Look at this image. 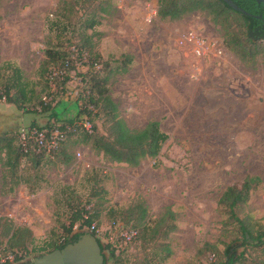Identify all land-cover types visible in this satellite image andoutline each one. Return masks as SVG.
I'll use <instances>...</instances> for the list:
<instances>
[{
	"label": "rangeland",
	"instance_id": "374dc122",
	"mask_svg": "<svg viewBox=\"0 0 264 264\" xmlns=\"http://www.w3.org/2000/svg\"><path fill=\"white\" fill-rule=\"evenodd\" d=\"M0 1V91L10 74L4 69L7 62L19 66L37 85L47 21L54 18L60 0ZM157 5V0H113L97 28L98 50L112 63L125 55L132 59L130 71L117 75L109 87L121 118L132 129L159 122L168 142L158 158L136 168L112 163L76 139L68 143L74 157L71 165L48 163L33 170L24 161L31 187L21 185L14 194L0 196V219L32 232L27 253L20 254L22 262L59 242L61 225L69 224L70 206L87 205L98 186L108 194L99 223L94 224L105 244H114L118 252L126 249L128 264L143 262L150 250L144 251L136 239L127 243L123 234L132 230L123 227L119 216L113 225L109 212L127 209L138 200L145 203L151 221L167 208L175 213L177 230L161 242L169 244L172 253L162 264H210L216 259L213 254H199L207 243L224 251L223 243L229 239L218 201L227 187L247 177L262 180L252 191L246 212L264 224V60L246 65L226 50L220 29L207 13L196 12L181 21L161 20ZM189 32L216 40L218 49L204 60L193 57L178 44ZM79 89L75 78L57 106L62 118L77 116ZM11 114L16 123L2 124L1 119L4 131L29 126L34 119L47 121L0 100V115ZM2 173L0 166V184ZM5 246L0 244L2 250ZM150 257L149 264H160Z\"/></svg>",
	"mask_w": 264,
	"mask_h": 264
},
{
	"label": "trees",
	"instance_id": "16d2710c",
	"mask_svg": "<svg viewBox=\"0 0 264 264\" xmlns=\"http://www.w3.org/2000/svg\"><path fill=\"white\" fill-rule=\"evenodd\" d=\"M112 1H59L54 18L47 21L45 57L40 65L37 85L25 78L19 66L10 62L4 65L10 74L2 84L0 100L15 106L27 116L44 117L47 120L45 124L34 119L27 127L46 131L48 138L58 132L61 140L58 149L52 154L39 151L33 141L26 153L20 139V128L1 133L2 195L14 194L21 185L31 187V179L24 175L27 171L24 161L33 170H39L48 163L71 165L74 157L68 143L73 139L90 146L93 152L103 155L112 163L134 168L147 159L158 158L168 142L169 135L157 121H149L142 129L130 128L121 118L119 107L109 93L112 80L119 74H127L132 61L129 55H125L112 63L104 60L98 50L100 33L97 28L109 14ZM232 1L253 16L236 12L222 0H157V16L161 20L181 21L196 12L207 13L220 29L226 50L246 65L259 59L264 60V5L256 0ZM81 67L83 71H79ZM75 78H79L80 85L76 96L78 114L74 118L65 119L58 113L57 106L68 94L69 86ZM38 85L40 91L36 88ZM84 121L90 123L92 132L83 127ZM99 121L102 122V128ZM261 183L259 177H247L242 183L227 187L221 195L218 209L225 217L223 227L229 241L223 243L225 248L222 252L210 243L200 249V255L205 252L214 255L216 259L210 264H264V224L246 212L252 191ZM107 194L103 187L98 186L89 195L87 205L70 206L69 224L61 225L63 233L59 242L47 244L43 248L46 253H39L37 257L76 243L87 233L86 227L98 224ZM91 204L94 206L88 209ZM117 216L121 218L123 227L137 231L136 240L142 249L150 250L143 262L131 264H149V256L151 260L158 259L162 264L170 257L172 252L169 244L161 242L177 230L175 213L171 208L151 221L145 203L138 200L127 209H111L109 217L113 225L118 223ZM0 224V244H6L2 247L3 252L15 256L14 261L0 264H32L31 260L22 262L20 257V254L28 251L27 240L32 237V232L16 227L8 218L0 219ZM92 234L96 237L95 233ZM97 240L106 264H128V259L124 258L126 249L118 252L114 244H105L99 238ZM217 256L220 258L217 259Z\"/></svg>",
	"mask_w": 264,
	"mask_h": 264
},
{
	"label": "built area",
	"instance_id": "2783aa9c",
	"mask_svg": "<svg viewBox=\"0 0 264 264\" xmlns=\"http://www.w3.org/2000/svg\"><path fill=\"white\" fill-rule=\"evenodd\" d=\"M156 16L154 12L153 15H150L147 19L148 22H151ZM178 44L181 48L187 50L193 57L198 59H206L212 56L218 49V43L214 39H207L203 36H200L196 32H189L178 41ZM83 127L88 132H92L90 123L84 121L82 123ZM20 139L22 142V147L24 152H28L30 142H34L39 151H46L47 153H54L58 149V142L61 140L59 133H54L50 138L47 137L46 131H39L35 128L30 127H21L20 130ZM78 226L75 227L77 229ZM88 233H95L97 238H101L98 234V229L95 224L85 228ZM138 236L137 231L132 230L131 232L123 234V238L127 243H131L133 239H136ZM15 257V256H14ZM14 257L11 253H5L0 249V263L6 261H14Z\"/></svg>",
	"mask_w": 264,
	"mask_h": 264
},
{
	"label": "water",
	"instance_id": "95a60500",
	"mask_svg": "<svg viewBox=\"0 0 264 264\" xmlns=\"http://www.w3.org/2000/svg\"><path fill=\"white\" fill-rule=\"evenodd\" d=\"M236 12L247 16H253L232 0H222ZM264 5V0H256ZM261 18V17H260ZM32 264H106L105 257L97 238L91 233H84L74 244L67 245L63 250H55L51 253L31 260Z\"/></svg>",
	"mask_w": 264,
	"mask_h": 264
},
{
	"label": "crops",
	"instance_id": "0c3cea01",
	"mask_svg": "<svg viewBox=\"0 0 264 264\" xmlns=\"http://www.w3.org/2000/svg\"><path fill=\"white\" fill-rule=\"evenodd\" d=\"M77 104V103H76ZM8 105H10V104H8ZM10 106H13V105H10ZM15 107V106H14ZM78 107V106H77ZM15 109L17 110V108L15 107ZM18 111V110H17ZM10 116H12V114L11 115H9V117L7 118V116L6 115H4V116H1L0 115V121H1V119L3 120V122H2V124H6L8 121L11 123V124H13V123H16V119H15V117H10ZM4 128H6V126H1L0 127V134L1 133H3V132H6V131H8V130H6V131H4ZM1 185V184H0ZM2 194H1V189H0V196H1Z\"/></svg>",
	"mask_w": 264,
	"mask_h": 264
},
{
	"label": "flooded vegetation",
	"instance_id": "af4514ba",
	"mask_svg": "<svg viewBox=\"0 0 264 264\" xmlns=\"http://www.w3.org/2000/svg\"><path fill=\"white\" fill-rule=\"evenodd\" d=\"M31 264V263H30Z\"/></svg>",
	"mask_w": 264,
	"mask_h": 264
}]
</instances>
